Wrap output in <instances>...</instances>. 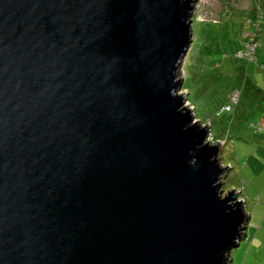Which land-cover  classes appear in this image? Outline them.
Listing matches in <instances>:
<instances>
[{"label":"water","instance_id":"1","mask_svg":"<svg viewBox=\"0 0 264 264\" xmlns=\"http://www.w3.org/2000/svg\"><path fill=\"white\" fill-rule=\"evenodd\" d=\"M197 0H0V264H231L250 215L182 92Z\"/></svg>","mask_w":264,"mask_h":264},{"label":"rangeland","instance_id":"2","mask_svg":"<svg viewBox=\"0 0 264 264\" xmlns=\"http://www.w3.org/2000/svg\"><path fill=\"white\" fill-rule=\"evenodd\" d=\"M192 29L180 71L185 105L222 143V164L232 166L224 189H240L250 215L231 264H264V0H197ZM248 31L257 42L254 60L237 56ZM234 92L238 104L220 113Z\"/></svg>","mask_w":264,"mask_h":264},{"label":"built area","instance_id":"3","mask_svg":"<svg viewBox=\"0 0 264 264\" xmlns=\"http://www.w3.org/2000/svg\"><path fill=\"white\" fill-rule=\"evenodd\" d=\"M246 35H247V40H246V49L244 51H239L237 53V56L239 57H248L249 60H254L255 58V53H256V50H257V42L253 39V34L252 32L248 31L246 32ZM250 37V39H249ZM239 100H238V93L237 92H234L232 94V97H231V101L230 103H228L227 105L223 106L220 113H227V112H230L234 109V104H238ZM260 126V125H258ZM261 129V128H260Z\"/></svg>","mask_w":264,"mask_h":264},{"label":"bare ground","instance_id":"4","mask_svg":"<svg viewBox=\"0 0 264 264\" xmlns=\"http://www.w3.org/2000/svg\"><path fill=\"white\" fill-rule=\"evenodd\" d=\"M187 104V103H186ZM241 243V242H240ZM233 255V254H232Z\"/></svg>","mask_w":264,"mask_h":264},{"label":"trees","instance_id":"5","mask_svg":"<svg viewBox=\"0 0 264 264\" xmlns=\"http://www.w3.org/2000/svg\"><path fill=\"white\" fill-rule=\"evenodd\" d=\"M248 227V226H247Z\"/></svg>","mask_w":264,"mask_h":264}]
</instances>
